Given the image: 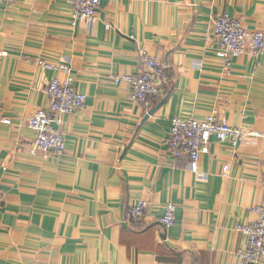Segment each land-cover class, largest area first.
<instances>
[{"label":"crops","instance_id":"1","mask_svg":"<svg viewBox=\"0 0 264 264\" xmlns=\"http://www.w3.org/2000/svg\"><path fill=\"white\" fill-rule=\"evenodd\" d=\"M221 14L261 28L264 0H100L91 25L72 23L69 0L0 7V264H254L239 255L236 226L264 198V138L211 139L198 172L168 150L174 117L216 112L264 131V55L226 67L213 31ZM143 52L166 66L149 105L113 81L140 71ZM41 60L68 65L86 95L63 116L62 157L34 151L29 120L47 108L50 79L65 76ZM141 199L145 216L132 221ZM169 202L176 222L166 226Z\"/></svg>","mask_w":264,"mask_h":264},{"label":"built area","instance_id":"2","mask_svg":"<svg viewBox=\"0 0 264 264\" xmlns=\"http://www.w3.org/2000/svg\"><path fill=\"white\" fill-rule=\"evenodd\" d=\"M10 0H0V7ZM73 7L72 23H87L96 19L100 0H69ZM213 31L218 43V56L229 67L234 58L249 54L264 55V27L249 29L238 18L229 14L218 15L213 20ZM143 68L133 74L114 75L117 85L128 84L132 99L149 105L158 96L166 81V66L157 57L148 53L141 54ZM41 65L55 72L65 73L64 77L54 76L47 84V108L36 109L29 120V126L35 131L34 151L47 153L52 151L57 157L65 153L66 140L62 132L63 116L84 108L86 95L79 92L74 85V77L65 63L54 64L46 60ZM228 142L233 146L250 139L264 138V131L235 126L221 119L216 112L205 119L188 117L172 119L168 150L173 158L183 159L190 171L198 172L200 157L208 151L211 139ZM228 170V165L225 171ZM4 194L0 189V209ZM147 202L143 199L134 202L128 209L132 221L144 218ZM256 219L239 223L236 228L246 236L247 247L239 253L245 262L258 264L264 259V198L251 208ZM176 205L167 203L160 221L166 226L176 222Z\"/></svg>","mask_w":264,"mask_h":264},{"label":"water","instance_id":"3","mask_svg":"<svg viewBox=\"0 0 264 264\" xmlns=\"http://www.w3.org/2000/svg\"><path fill=\"white\" fill-rule=\"evenodd\" d=\"M153 113H154V111H151V112H150V115L153 114Z\"/></svg>","mask_w":264,"mask_h":264}]
</instances>
